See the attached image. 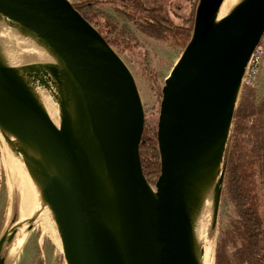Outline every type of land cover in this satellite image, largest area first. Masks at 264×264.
Segmentation results:
<instances>
[{
  "label": "water",
  "instance_id": "1",
  "mask_svg": "<svg viewBox=\"0 0 264 264\" xmlns=\"http://www.w3.org/2000/svg\"><path fill=\"white\" fill-rule=\"evenodd\" d=\"M218 1L198 0L190 41L161 90L160 173L149 179L145 107L120 54L70 0H0V29L59 69L50 82L20 78L0 43V135L51 208L67 264H204L195 229L210 203L216 231L235 113L264 39V0H240L217 24ZM39 88L57 105V123ZM18 200L0 251L8 235L13 242L41 222L17 225Z\"/></svg>",
  "mask_w": 264,
  "mask_h": 264
},
{
  "label": "trees",
  "instance_id": "2",
  "mask_svg": "<svg viewBox=\"0 0 264 264\" xmlns=\"http://www.w3.org/2000/svg\"><path fill=\"white\" fill-rule=\"evenodd\" d=\"M73 4L119 54H131L138 44L99 14L100 9L110 8L123 14L146 35L171 48L183 50L191 38L193 29L172 24L161 2L151 7L144 0H76ZM146 75L161 100L155 74L148 71ZM156 143L146 126L140 152L149 179L160 173ZM225 165L223 196L235 215L221 233L216 264H264V194L261 191L264 186V98L258 100L255 88H243Z\"/></svg>",
  "mask_w": 264,
  "mask_h": 264
},
{
  "label": "rangeland",
  "instance_id": "3",
  "mask_svg": "<svg viewBox=\"0 0 264 264\" xmlns=\"http://www.w3.org/2000/svg\"><path fill=\"white\" fill-rule=\"evenodd\" d=\"M70 1L74 3L76 0ZM156 1L164 2L166 4L167 17L176 19L177 25L181 23L187 26L188 24L189 26L194 24L195 11H192L191 9L190 12V2L186 3L187 15L184 14V17H180L178 14H182L180 11L177 12L178 8L174 5L176 3L185 2L186 0ZM98 13L102 14L108 21L112 22L116 26L117 30L123 32L128 38L132 39L135 44L140 46L138 53L134 52L132 55L130 53H125L120 54V56L127 63L135 76L145 107L147 118L146 126L149 127L153 138H157V122L162 98L160 100L159 94L154 90L149 77L146 74L148 71H152L155 74L156 83L158 84V87L161 91L165 85V80L170 75L183 50L171 48L168 45H165L146 35L135 24L131 23L126 16L114 11L113 9H100L98 10ZM261 44H263L264 48V39L262 40ZM245 86H249L257 90L258 100L264 98V58L256 81L252 85L247 84L244 85V87ZM147 123L151 125H148ZM9 159L10 158L6 150V145L0 135V239L13 227L12 214L10 213L12 211L14 200L19 199L17 192V180L19 177H15L13 175V172L9 166ZM152 182L154 183V181ZM261 191L264 194L263 185L261 186ZM234 215L235 214L232 205L223 196L216 231L210 238V249L213 258L215 259V264L217 257V247L221 238V233L226 227L229 226ZM209 224L212 225V219L210 220ZM22 239H24V243L14 264H67L62 250H60V248H58L49 237L43 236L38 227L28 236H25V230H20L15 235L13 243L15 244L16 241Z\"/></svg>",
  "mask_w": 264,
  "mask_h": 264
},
{
  "label": "bare ground",
  "instance_id": "4",
  "mask_svg": "<svg viewBox=\"0 0 264 264\" xmlns=\"http://www.w3.org/2000/svg\"><path fill=\"white\" fill-rule=\"evenodd\" d=\"M239 4L240 0H219L216 9L215 23L219 24L230 18L237 10ZM0 43L11 57L13 66L20 78L33 81L37 75H42V80L50 82V79H52L51 74L59 72L54 61L49 56L38 50L34 45L21 36L15 34L12 30L0 29ZM38 92L45 103L51 118L57 123L59 119L57 105L52 100L50 94L43 88H39ZM6 150L10 158L9 166L13 175L19 177L17 180L19 200L16 224L25 226L30 222L40 220L41 222L38 228L42 235L49 237L53 243L62 250L61 240L51 208L41 201L31 179L19 165L7 146ZM211 212L212 209L209 203L207 204L205 213L198 222L194 233L195 248L200 244L202 245L204 264H215V259L213 258L210 249L211 235L209 223ZM23 229L24 228L21 230ZM23 243L24 239L19 240V247L15 248L10 235H8L0 251L2 258L1 264H14L17 256L20 254Z\"/></svg>",
  "mask_w": 264,
  "mask_h": 264
},
{
  "label": "built area",
  "instance_id": "5",
  "mask_svg": "<svg viewBox=\"0 0 264 264\" xmlns=\"http://www.w3.org/2000/svg\"><path fill=\"white\" fill-rule=\"evenodd\" d=\"M263 58L264 48L263 44L260 43L249 61L248 68L244 77V85H252L256 81L261 69Z\"/></svg>",
  "mask_w": 264,
  "mask_h": 264
},
{
  "label": "flooded vegetation",
  "instance_id": "6",
  "mask_svg": "<svg viewBox=\"0 0 264 264\" xmlns=\"http://www.w3.org/2000/svg\"><path fill=\"white\" fill-rule=\"evenodd\" d=\"M145 1V3L147 4V6H149V7H151V6H154L155 5V3L156 2H159V1H156V0H149V1H147V0H144ZM187 2H190V4H191V9H192V11H195V9H196V6H197V3H198V0H186L185 2H180V3H176L174 6H176L177 8H178V10H177V12H181V14L182 15H179L177 12V14H178V16H180V17H182L184 14L185 15H187V5H186V3ZM163 5H164V14H165V16H166V18L172 23V24H174V25H177V23H176V19H171V18H169V17H167V15H166V4L164 3V2H161ZM174 6H173V8H174ZM184 17V16H183ZM192 20H193V16H192ZM176 23V24H175ZM193 25L194 24H192V25H190L189 26V24H188V26L187 25H184V24H179L178 26H181V27H184V28H192L193 29ZM98 29V28H97ZM138 50H140V46L139 45H137L136 47H135V53H138ZM137 51V52H136ZM134 52H132L131 53V55L134 53ZM130 55V54H129ZM148 124V123H147ZM148 177H150V176H148Z\"/></svg>",
  "mask_w": 264,
  "mask_h": 264
}]
</instances>
